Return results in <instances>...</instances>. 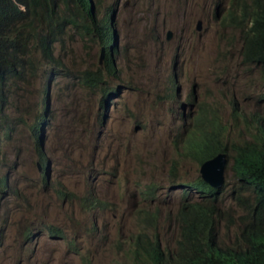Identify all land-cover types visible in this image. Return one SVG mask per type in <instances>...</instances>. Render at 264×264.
<instances>
[{"label": "rangeland", "instance_id": "rangeland-1", "mask_svg": "<svg viewBox=\"0 0 264 264\" xmlns=\"http://www.w3.org/2000/svg\"><path fill=\"white\" fill-rule=\"evenodd\" d=\"M232 2L92 0L97 18L114 11L111 71L82 29L53 43L60 64L50 77L54 65L33 49L35 69L0 107V264H129L131 238L151 215L161 246L175 250L177 210L184 197H199L185 186L200 177V163L183 155L196 119L225 125L229 146L249 142L250 120L264 117L261 69L243 61ZM97 70L103 83L86 86L84 72ZM39 139L49 179L37 165ZM231 163L219 194L229 215L219 241L228 245L242 214Z\"/></svg>", "mask_w": 264, "mask_h": 264}, {"label": "trees", "instance_id": "trees-1", "mask_svg": "<svg viewBox=\"0 0 264 264\" xmlns=\"http://www.w3.org/2000/svg\"><path fill=\"white\" fill-rule=\"evenodd\" d=\"M232 8L230 18L240 24L242 32L243 61L257 65L264 81V0H233ZM67 28L82 29L81 35H91L105 46L110 69L113 68L111 18L106 13L96 19L89 0H0V107L9 87L24 81L28 69H35L33 49L54 65L46 70L49 76L53 73L60 64L53 55V43L60 41ZM102 74L85 71V85L93 88L103 83ZM260 97L264 100V91ZM250 123L254 130L251 140L228 146L226 126L202 115L183 146V155L198 163L221 151L234 161L232 168L238 183L235 180L231 186V197L242 210L234 241L229 245L219 241V224L229 216L219 202L224 186L213 189L198 177L185 187L197 191L199 197H184L176 213L179 238L175 250L161 246L154 232L157 217L151 215L146 218L151 223L141 225L131 238L129 264H264V117L256 113ZM175 171L173 162L172 174ZM83 264L90 262L84 259Z\"/></svg>", "mask_w": 264, "mask_h": 264}, {"label": "clouds", "instance_id": "clouds-1", "mask_svg": "<svg viewBox=\"0 0 264 264\" xmlns=\"http://www.w3.org/2000/svg\"><path fill=\"white\" fill-rule=\"evenodd\" d=\"M90 1V7H91V9L93 10V3H92V0H89ZM93 13L95 14V18L96 19H101L106 13L107 14H109V16H110V18H111V25H112V28H113V31H112V42H113V44H114V51H113V54H114V52H115V45H116V30H115V28H114V26H113V17H114V11H113V9H111V8H108L106 11H105V13L102 15V17L101 18H97L96 17V12L93 10ZM111 14V15H110ZM197 22H198V20H197ZM197 22H196V25H197ZM68 29V28H67ZM195 30H196V26H195ZM168 31H172V30H167L166 31V34H165V39H166V36H167V32ZM196 31H198V30H196ZM201 31V30H200ZM200 31H198V32H200ZM172 33H173V31H172ZM173 36H174V34H173ZM173 36H172V38H173ZM171 38V39H172ZM170 39V40H171ZM167 40V39H166ZM170 40H167V41H170ZM99 44V43H98ZM101 48H102V52H101V56H100V63L102 62V60H103V58L105 57V60H106V64L108 65V68H111L110 67V63H109V61H110V57L109 56H106V47L105 46H101ZM102 54H103V56H102ZM113 54H112V56H113ZM101 57H102V59H101ZM112 64H113V57H112ZM114 69V64H113V68H112V70ZM51 70V69H50ZM97 71H99V70H97ZM110 71H111V69H110ZM103 73V72H102ZM52 75V74H51ZM50 77V76H49ZM46 95H48V92H46ZM46 106H47V96L45 97V106H44V109L41 111V116H39L40 117V120H41V123H43L44 121H45V118H46V110H47V108H46ZM39 132H41V125H38V126H36V128H35V133L36 134H38ZM38 145H39V148H38ZM39 149H40V152H39ZM37 151H38V154H39V156H40V160H38L37 161V165H38V168H39V170L41 171V172H44V176L46 177V179H49L50 178V172H49V166H48V164L47 163H45L44 164V162H43V152H42V149H41V142H40V139L39 140H37ZM221 152H225V151H221ZM218 153H220V152H218ZM218 153H216V154H218ZM226 153V155H227V165H226V169H227V166H228V163H229V160H231L232 161V163H231V166L233 165V163H234V161L230 158V156L228 157V154H227V152H225ZM215 154V155H216ZM214 155V156H215ZM213 157V156H212ZM211 158V157H210ZM209 159V158H208ZM207 160V159H206ZM204 162V161H203ZM202 162V163H203ZM202 163H200V166H201V164ZM230 166V167H231ZM226 169H225V172H226ZM199 173H200V169H199ZM200 178H201V174H200ZM202 179V178H201ZM203 180V179H202ZM225 180H226V176H225ZM205 182V181H204ZM0 183H1V186H6V180L1 176L0 177ZM205 183H207V182H205ZM208 184V183H207ZM224 184H225V181H224ZM224 184H223V186H224ZM209 185V184H208ZM210 186V185H209ZM222 186V187H223ZM211 187V186H210ZM221 187V188H222ZM220 188V189H221ZM1 189V188H0ZM213 189H215V188H213ZM220 189H216V190H220Z\"/></svg>", "mask_w": 264, "mask_h": 264}, {"label": "water", "instance_id": "water-1", "mask_svg": "<svg viewBox=\"0 0 264 264\" xmlns=\"http://www.w3.org/2000/svg\"><path fill=\"white\" fill-rule=\"evenodd\" d=\"M202 28L201 20H198L196 30ZM173 36L172 31L167 32L166 39L170 40ZM103 56V54H102ZM102 59V57H101ZM227 165V155L220 152L215 156L205 160L200 166L201 178L207 182L212 188L220 189L225 181V169Z\"/></svg>", "mask_w": 264, "mask_h": 264}]
</instances>
